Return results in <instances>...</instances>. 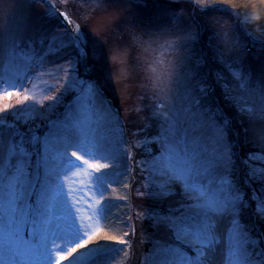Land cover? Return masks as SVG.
Here are the masks:
<instances>
[{
    "label": "snow or ice",
    "instance_id": "6c2138e0",
    "mask_svg": "<svg viewBox=\"0 0 264 264\" xmlns=\"http://www.w3.org/2000/svg\"><path fill=\"white\" fill-rule=\"evenodd\" d=\"M10 2L0 16V94L10 96V89L22 86L34 65L43 74L49 57L64 52L67 67L60 66L57 73L64 72L65 91L75 92L76 99L61 119L38 115L34 109L12 111V122L0 115V264H63L65 260L68 264H127L132 247L128 240L117 239L124 246L120 248L92 242L109 225L116 227L112 205L104 203L106 189L113 184L131 187L126 161L133 159L134 148L147 144L159 147L142 169L148 172L146 194L157 201L180 197L165 211L149 208L136 213L137 218L163 229L172 241L158 242L150 264H264V64L253 72L246 64L248 45L233 28L212 17L217 12L241 14L210 0H192L193 15L198 11L212 18L193 26L182 20L184 9L165 7L145 23L137 21L131 9L146 6L148 0H81L89 14L97 9L122 13L109 16L106 27L118 32L138 24L139 33L132 34L138 46L148 51L160 44L164 51L180 53V66L187 68L177 76L172 66H149L144 87L152 93L149 119L156 122L158 131L151 138L129 142L119 110L105 95L111 73L106 69L103 43L73 24L54 0H44L45 15L63 21L52 25L30 17L21 21L17 12L28 5ZM60 3L66 5L68 0ZM81 19L87 20L88 15ZM256 19L245 14L243 23ZM63 22L68 26L62 27ZM200 29L212 32L210 59H193L192 44ZM245 35L264 56V24L251 31L246 27ZM218 96L234 114L220 106ZM53 101L50 109L61 98ZM237 117L245 127L234 138ZM37 119L47 121L42 135ZM20 125L27 127L22 130ZM150 126L145 123L133 136L139 137ZM245 146L256 151L241 157L237 149ZM70 149L91 171H74L77 165L68 156ZM77 152L88 159L82 160ZM108 168L115 174L102 171ZM76 176L80 179H73ZM77 183L93 194L86 216L81 215L80 198L73 195ZM116 199L126 202L128 195ZM122 234L130 236L134 229H122Z\"/></svg>",
    "mask_w": 264,
    "mask_h": 264
},
{
    "label": "rangeland",
    "instance_id": "374dc122",
    "mask_svg": "<svg viewBox=\"0 0 264 264\" xmlns=\"http://www.w3.org/2000/svg\"><path fill=\"white\" fill-rule=\"evenodd\" d=\"M18 2L23 5H28L27 7L20 8L17 12V16L21 21H23L25 17H30L32 20H44L49 25L59 24L63 21L62 17H48L45 15V9L48 7V5L44 2V0H18ZM54 2L57 3V6L61 11H66L69 14L73 24L80 25L82 31L87 32L94 38H98L103 43L107 61L106 69L111 73V80L105 85V94L108 100L111 101L113 107L115 109L119 108L118 110L120 115L123 118L126 127L129 128V131L127 128H125L127 139L129 138L133 141L137 138L142 139L144 136L149 138L154 136L158 131V127L154 120L149 119L151 115V108L148 107L154 103V100L152 93L146 87H144V85L148 83L146 77L149 75V66L153 65L157 67V69H162L165 66H172L174 67L177 76H179V74L187 70L186 67L182 68L180 66L181 54L177 52L164 51L161 49L160 44L153 46L155 50L145 51L144 48L138 46L132 39V34H138L140 31L138 24L134 23L133 27L127 29L122 28L118 32H113L111 31L110 27H106L109 16H118L122 13H115L111 9H108L107 11L97 9L95 12H91L89 14L87 5H82L81 0H68L66 5L60 3V0H54ZM210 2L213 5L223 6L225 8L231 9L233 13L241 14L240 16H234L228 12H217L213 13L212 17L220 19L222 23H225L230 28H233L241 42L248 45L249 51L246 58V64L251 67L253 72H258L262 64H264V56L258 52L259 45H254L251 38L245 35L246 27L249 31L253 30L251 27L252 23L249 25H245L243 23L244 15L246 14L245 11L243 12V9L234 7L231 3H229L228 0H220L218 2L215 0H210ZM161 3H167V7L171 9H184L185 11L182 16V20L185 24L198 26L202 23L198 19L200 18L201 13L197 11L196 14L195 12L194 15L197 16L196 20V17L193 16V13L190 12V9L194 10L192 0H180L178 3H169V0H148L146 6H134L131 11L136 15L137 21L146 23L157 14L151 15L149 12L150 8L146 7H154L160 5ZM173 4H175V6ZM258 5L259 4L255 5L256 10L261 8L258 7ZM10 6V0H0V16H2ZM84 15H88L87 20L81 19V17ZM255 15L256 12L251 16ZM212 17H208L207 20L211 19ZM61 26H68L67 22H63ZM52 30L55 31V28ZM199 31L200 35L192 44L193 59H197L200 56H205L210 59L212 55L211 45L213 43L212 32L211 30H208L206 36V34L203 35L205 32L204 29H200ZM208 39L212 41L210 45L209 42L206 44ZM160 43H163V41ZM204 44L206 45V49H208V51L205 50ZM208 52H210V57H208ZM66 59L67 58L64 52L49 57V62L45 64V70L43 74L38 72L37 67L34 65L32 70L28 72L27 78L23 81L22 86L18 84L16 90L10 89L12 92L10 96L7 94H0V115H7L8 121L12 122L14 119L11 115L12 111L34 109L38 115L43 113L52 120L63 118L64 113L74 105L76 99L75 92L71 90L65 91L66 84L64 72L60 71L57 73V69L60 66L67 67ZM158 60H162L164 63H156ZM134 62L139 67L138 74L133 73L135 77H139L138 80H135L132 77L131 71L135 67ZM49 72L54 73V75H48ZM174 86L179 87L178 85ZM180 90L182 91V89ZM113 93L121 105H118V108L113 104V99L109 97V94ZM131 95L133 100L134 97H136V107L134 108H130V104L129 106L125 105V103L129 101ZM25 96H28L27 100H25ZM54 97H60L61 102L56 105L54 109H50L49 106L53 104ZM217 102L221 107L229 108V111L234 114L235 110L228 105L226 100H217ZM138 107L141 108L142 111L137 112L136 108ZM5 109L9 110L8 113H5ZM131 117H136L135 123L130 120ZM46 123L47 121H42L40 119L35 121V125L38 126V134H41L40 132L42 131L43 133L47 131ZM145 123H149L151 126L140 132L139 137H133V133H136L140 129L144 128ZM20 126L22 130H25L27 127L24 125ZM244 127L245 124L242 122V118L237 117L234 120V138L236 132H242ZM158 147L159 146L156 144L143 145L142 147L137 148V153L132 150L133 159L126 161L127 166L131 168V171L126 177L127 182L131 185V187L126 189L128 200L125 202L127 206H124V218L126 217V231L131 232L132 229H134V234L125 237V239L128 240L132 245L131 249H129L131 255L127 264H150V259L153 258L154 252L158 247V242H172L171 239L165 235L163 229L154 228L148 219L143 217L137 218L136 216L137 212L143 213L145 209L149 208L165 211L169 203L180 199V197L177 195L169 197L164 201H157L151 199L146 194L148 191H150V189H146L144 187V184L147 182L148 172L146 170L142 171V169H146L147 167L144 162L150 159L152 155L158 153ZM243 149L244 151L242 152L243 154L241 157L244 158H246L249 151H256V149H253L250 146H245ZM138 155L139 157L136 159ZM85 157H87L86 154H84V158ZM98 163L103 164L104 162L98 161ZM121 170L124 171V168L122 167ZM104 172L112 175L115 174L113 171L109 172L107 169H104ZM117 179L125 178L118 177ZM113 186H115V184H113L112 187L107 188L105 191L106 201H108L107 197H111L112 200L116 199L112 190ZM138 189L140 192L145 193V195H138ZM177 192H179L178 187ZM113 206L117 207L116 204ZM128 216H131L132 219L128 220ZM108 228L109 227H106L103 232L107 233ZM119 258L120 257L118 256L117 259Z\"/></svg>",
    "mask_w": 264,
    "mask_h": 264
},
{
    "label": "bare ground",
    "instance_id": "6f19581e",
    "mask_svg": "<svg viewBox=\"0 0 264 264\" xmlns=\"http://www.w3.org/2000/svg\"><path fill=\"white\" fill-rule=\"evenodd\" d=\"M215 1L218 2L220 0H215ZM228 1L234 7L243 9V12L245 11V13L247 15H254V13L256 12L255 16H257L258 19L252 21L251 27H252L253 30L258 25L264 24V0H228ZM257 4H259L258 7H261V8H258L256 10L255 9V7H256L255 5H257ZM101 131H103V129H101ZM77 155H80L82 157V160L88 159V157L84 158V153L77 152ZM68 156L73 161V163L75 165H77V169H74V171H78L80 169H84V170L90 171V169H87V165H83L82 161H78V160H76L75 156H72V150L71 149L68 152ZM107 170L109 172L113 171L112 168H108ZM102 171H104V169H102ZM120 171H122V170L120 169ZM73 179L79 180L80 177L76 176V177H73ZM73 186L78 189V191L75 192L73 195L80 198L79 207L82 209L81 215H85L86 216L87 215V211H88L87 210V204L89 202H91L90 198L92 197L93 194H92L91 191H89V189L87 187H83L82 188L81 185L78 184V183L73 185ZM113 189H116L115 192L113 191L115 198H116L117 195L123 196L126 193V189L123 188L120 185H117V184H115V186H113ZM105 202H106V204L110 203L112 205L111 214H112V219L115 221L116 227L113 228L111 225H109L107 233L102 231L100 233V235L97 236L92 243L95 244L97 242H102V243L108 244L110 247H113V248L123 247V246L117 244L116 240L120 239V238L125 239V237L122 234V229L126 230V227H125V225H126V223H125L126 217L124 218V212H125L124 204H125V201L124 200H117V199H113V200L112 199L111 200L108 199V201L105 200L104 203ZM115 204L117 205V207L113 206ZM121 221H123V224L121 223ZM119 259H117V260H119ZM63 264H68V261L65 260L63 262Z\"/></svg>",
    "mask_w": 264,
    "mask_h": 264
},
{
    "label": "trees",
    "instance_id": "16d2710c",
    "mask_svg": "<svg viewBox=\"0 0 264 264\" xmlns=\"http://www.w3.org/2000/svg\"><path fill=\"white\" fill-rule=\"evenodd\" d=\"M167 3H161L160 5H157V6H154V7H146V8H150L149 10V12H150V14L151 15H154V14H156L161 8H165V7H167V5H166ZM174 6H175V4H173ZM174 6H171V7H174ZM178 6V5H177ZM174 9V8H173ZM190 12L191 13H194V10L193 9H190ZM196 14H197V12H196ZM193 16H195V15H193ZM196 17V20H197V16H195ZM194 17V18H195ZM207 18L208 17H206V16H204V14L203 13H201L200 14V18H198L199 19V21L200 22H203L204 20H207ZM207 32H208V30H205V32H204V34L203 35H205L206 34V36H207ZM208 42H209V45L211 44V40L210 39H208V41H207V43L206 44H208ZM204 48H205V50L206 51H208V49H206V45L204 44ZM204 51V50H203ZM210 52H208V57H210ZM135 63V62H134ZM133 63V64H134ZM132 77L135 79V80H138V76H136L135 77V75L133 74V73H137L138 74V72H139V67H138V65L135 63V67L132 69ZM136 82V81H135ZM134 82V83H135ZM106 95V94H105ZM109 97H111V99H113V104L115 105V107H117L118 108V105L119 106H121L120 104H119V101L115 98V96H114V93L113 94H109ZM115 98V99H114ZM131 99V100H130ZM217 100H219V101H222L223 100V98L221 97V96H218L217 97ZM135 101H136V97H134V100H133V97H132V95H131V97L129 98V101H127L126 103H125V105H128L129 106V104H130V108H134V107H136V103H135ZM122 104V103H121ZM119 109V108H118ZM225 109V111L227 112V113H229L230 115H232L233 113L231 112V111H229V108H224ZM144 110H146V109H144ZM147 113H148V111H147ZM135 118L136 117H131V121H133L134 123H135ZM127 128V127H126ZM127 130L129 131V128H127ZM41 133V135L43 134V131L42 132H40ZM130 133H131V135H132V132H131V130H130ZM133 136V135H132ZM134 137V136H133ZM129 139V138H128ZM129 142H132V139H129ZM133 151L135 152V153H137V148H134L133 149ZM244 151V149H239L238 148V152L240 153V156H242V152ZM139 157V155L136 157V159Z\"/></svg>",
    "mask_w": 264,
    "mask_h": 264
}]
</instances>
